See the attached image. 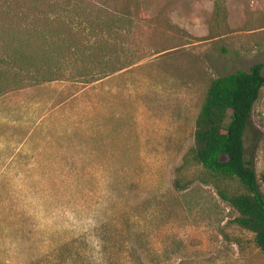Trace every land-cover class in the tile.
<instances>
[{"label":"rangeland","instance_id":"374dc122","mask_svg":"<svg viewBox=\"0 0 264 264\" xmlns=\"http://www.w3.org/2000/svg\"><path fill=\"white\" fill-rule=\"evenodd\" d=\"M34 3L0 0V238L23 240L27 264H84L77 240L29 214L100 209L106 264H264L204 170H178L211 82L264 65V0H63L47 18L41 1L24 16ZM96 41L131 67L88 84L77 71L98 66L81 55ZM43 52L64 58L22 62ZM244 142L264 194V88Z\"/></svg>","mask_w":264,"mask_h":264},{"label":"trees","instance_id":"16d2710c","mask_svg":"<svg viewBox=\"0 0 264 264\" xmlns=\"http://www.w3.org/2000/svg\"><path fill=\"white\" fill-rule=\"evenodd\" d=\"M24 1V0H21ZM24 16H35L39 2L47 3L48 11L43 13L45 18L53 13L61 14L64 7L59 3L63 0H33ZM38 2V4H37ZM42 5V6H43ZM41 6V5H40ZM63 7V8H62ZM31 11V15L29 14ZM78 9H75L77 11ZM34 14V15H33ZM33 15V16H32ZM117 20V19H116ZM114 21L120 31L128 23ZM45 29L42 31L43 39L50 37L48 20H44ZM58 38H62L69 25L62 23ZM109 29L108 27H106ZM70 30V29H69ZM83 32L88 37L100 36L92 26L84 27ZM78 52V51H77ZM88 64L98 63L96 67H85L77 71L78 76L87 78L88 84L99 82L111 75L131 67L128 62L127 51L121 50L119 54L106 51L96 41L94 47L85 51ZM54 55V54H52ZM43 52L40 58L24 54V64L36 65V68L49 69L52 63L58 66L64 58V52L52 57ZM116 55L115 58H111ZM77 60V59H76ZM74 59V62L76 61ZM40 66V67H39ZM263 64H256L249 72L238 71L233 74L213 80L208 88L206 98L195 122L194 145L188 152L181 168L189 166L201 167L207 174L206 183L213 185L219 198L227 203L236 213L234 224L254 235L256 247L264 254V194L260 190V180L254 169L252 161L246 158L244 137L249 124L254 105L260 98L264 88ZM41 72V71H40ZM61 70L41 73L45 78L42 81H57L54 75L61 74ZM38 80L39 83L42 82ZM233 185H237L235 188ZM180 188V184L177 183Z\"/></svg>","mask_w":264,"mask_h":264},{"label":"clouds","instance_id":"9594fccd","mask_svg":"<svg viewBox=\"0 0 264 264\" xmlns=\"http://www.w3.org/2000/svg\"><path fill=\"white\" fill-rule=\"evenodd\" d=\"M29 215L34 231L41 234L60 232L77 240L84 264H106L104 241L100 235L103 210L92 209L81 216L60 208H41ZM27 248L23 240L11 236L0 238V264H27Z\"/></svg>","mask_w":264,"mask_h":264}]
</instances>
